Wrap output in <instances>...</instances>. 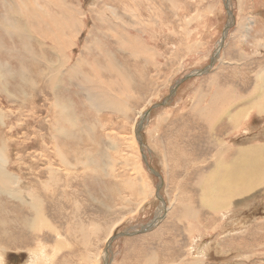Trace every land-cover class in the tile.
Wrapping results in <instances>:
<instances>
[{"label": "rangeland", "instance_id": "374dc122", "mask_svg": "<svg viewBox=\"0 0 264 264\" xmlns=\"http://www.w3.org/2000/svg\"><path fill=\"white\" fill-rule=\"evenodd\" d=\"M26 1L54 6L11 4ZM57 1L75 15L63 12L60 22L69 23L62 36L80 24L54 88L49 73L43 88L32 85L47 72L42 58L57 65L51 49L61 9L50 10L45 23L17 17L18 27L31 31L28 54L0 29V115L19 132L8 134L1 121L0 129L18 145L6 154L7 167L24 182L25 201H60L78 253L54 252L66 248L64 236H43L36 257L5 254L1 242L0 262L93 264L98 256L96 264H264V163L259 186L228 206L219 205L225 197L221 168H214L221 147L264 148V0ZM99 16L112 24L102 27ZM216 55L212 70L197 75ZM227 94L232 103L221 109L214 99ZM55 101L63 114L52 109ZM183 205L192 208L179 211Z\"/></svg>", "mask_w": 264, "mask_h": 264}, {"label": "bare ground", "instance_id": "6f19581e", "mask_svg": "<svg viewBox=\"0 0 264 264\" xmlns=\"http://www.w3.org/2000/svg\"><path fill=\"white\" fill-rule=\"evenodd\" d=\"M15 1H18V0H6V2L2 4L0 11L1 12L4 11L6 16L3 18H1V16H0V29L5 32L7 38H10V39L16 38L19 40V42L22 44L20 52L23 51V54L29 53L30 45H29V39H28V37H26V34L31 33V31L25 29V32H24L22 28L18 27V22L16 21L17 17H20V18L25 17L29 21H32V20L36 21L38 19L40 22L45 23L46 18H47L46 14H49L50 10H52V12H54L53 9L58 10V8H60L62 11L61 16H59L57 13L56 14L54 13L57 16L56 18H57L58 22H60L61 19H64L63 12L66 13L70 18L72 17L74 19V17H75V15L72 14V11H73L72 7L68 6L63 1L51 0V2L53 4L52 3L48 4L46 2L49 6H50V4L54 5L52 8L50 7V9L46 8V7H38V8L34 7L31 5V3L29 1L28 2L27 1L22 2L20 5L13 6V4H11V3H14ZM19 1H22V0H19ZM38 1H41V0H38ZM108 10H112V9L107 7V11ZM119 10H120V8H119ZM41 15H43V17H40ZM97 18L99 19L98 21L102 27H104V26L108 27L112 24L103 17L101 18L99 16ZM13 21H15V22H13ZM26 23L28 24V22H26ZM68 23H69V21H67V20L59 23V28H58V36L59 37H58L57 41L55 42L57 45L53 44V50H55V52H53V50L51 49L52 54L55 55L58 59L57 65H56V62L51 63L48 61H44V58H42V61L44 63L46 62L47 72H40L39 71L40 74L42 73L41 80L38 84L32 85V87L34 89H36V91H38V89L40 87L43 88L42 83L46 81V78H45L46 73L53 75L50 77L51 80H49L48 82L50 83L51 88H54L55 82L57 80V75H58V74L56 75V72L62 71L63 69L68 70L67 69V64H68L67 61L69 58L68 57L66 58L64 56L65 53L67 52L65 50L66 44L68 42L70 44L71 39H74L73 35L78 30L80 20H77V24L73 27L74 33L69 34V36L66 39L64 36H62V33L64 30H68ZM133 30H134V28H133ZM110 31H113V30H110ZM114 31H116L115 27H114ZM52 34L54 35V37L57 36V34H55V33H52ZM79 36H80V34H79ZM117 38H119V37H117ZM91 40H94V39H91ZM96 41H97L96 45H97L98 49L102 51L103 46H102L101 42L99 40H96ZM41 43H42V41H41ZM127 43L128 42H126V44ZM121 44H122V42H121ZM6 51L12 52V50L11 51L6 50ZM102 55H103V52H102ZM66 62H67V64H66ZM64 64H66V65L64 66ZM1 66L3 67V65L0 62V68H2ZM111 66H113V65H111ZM73 71H74V69L72 70V72ZM4 73L9 75L7 68L4 69L3 74ZM112 73H114V72H112ZM7 77H9V76H7ZM3 80H4V77L0 73V87L3 86ZM84 82H86V81L84 80ZM244 84H246V83H244ZM55 96L57 97V95H55ZM232 100H233L232 97L229 94H227V95L223 96V99H221V97H216L214 99V103L217 105H220L222 107L221 109H225V107L230 106V104L232 103ZM55 102L56 103L52 109H56L58 111L59 115L63 114V112L60 111L58 108V105H57L58 101H55ZM105 103H106L105 105H108V104L111 105L113 102L110 100V101H107ZM20 104H22V103H20ZM208 106H210V105L208 104ZM205 116L209 117L210 113H206ZM244 116H246V115H244ZM4 119H5V116L0 115V121L2 122L1 125L3 127H8L9 132L13 131L12 133L8 132V134L17 135L19 132L18 129H17V131H15L16 129L14 130L8 125V122H9L8 119L9 118L7 120H4ZM234 124H235V121L233 120L228 125L230 127H232V126H234ZM18 128H22V127H18ZM23 128H25V127H23ZM2 131H3V128L0 129V195L5 196L7 199L6 198H0V202H2V204L4 205V208H6L4 210L0 206V243L5 242L4 243L5 244L4 249L1 248V245H0V256L3 259L4 255H2V253H1V250L3 249V251H5L4 252L5 254L8 252H13V251H14L13 252L14 254H16L18 252H22V253L27 252L28 254L32 253L31 255L32 256L35 255V257H36L40 253H42V250H40V247L44 248V246H43L44 244H42L43 239H41V238H43V236L47 237V238H57V237L60 238V237L64 236V239L62 238L60 240L65 245L67 244L66 248H60V246H62V245L59 244L60 246L58 248L54 247L53 251L54 252H58L61 250L66 251V249H67V251H68L67 252V258L68 257H73V258L77 257L76 255H77L78 251L76 250L75 247H71V241L72 242L74 241L73 235H72V230L74 228L71 229V225H69V220L67 219L68 214L65 213L64 207L60 205V201L56 200L55 197H31L29 203H27L25 201V199L29 198V197H26V195L24 194V191L22 190V188H23L22 185L24 184V182L21 181L19 175L15 176L14 175L15 173L13 174V172L10 169V168L14 169L13 167H10V168L7 167L9 159L6 157V154L8 152H12L13 150L18 149V145H17V143L12 142L11 140H7L6 138H3ZM228 138H230V137L228 136ZM257 150L258 149H253V151H249V148H247V147L237 148V149H233L232 147H230V148L229 147H221L220 149L217 150V152L215 154L216 161L214 162V168H217V169L221 168V171H220L217 178L220 179V181H221V184H219V185L222 187V191H223L224 197H225L223 199L221 198V200L219 201L220 206H226V205L228 206V204L231 203L233 201V199L241 197V196L243 197L244 195L247 196L248 193L253 188H255V186L258 185V182L263 177V173H262L263 170L260 168L262 167V164L264 163V148L260 149V151L256 152ZM254 153H257L258 154L257 156H260V157L257 158V156H253ZM64 159H66V158H64ZM29 160H30V158H29ZM65 164H66L65 167L68 166V168H70V166L67 164V162ZM50 175H52V174H50ZM255 175H257V176H255ZM200 179L202 182L205 181V176L201 175ZM215 180H216V177H214V179H212V182L211 181L210 182L215 184V182H213ZM12 185H16V186H12ZM206 185H208V184H206ZM202 190H203V188H202ZM206 193H208V191L204 190L203 194H206ZM21 194H24L25 197H22ZM184 207H185V205H183V207H181L182 209L179 211H182V210L184 211ZM190 207L191 206H189V207L186 206L185 209H187V208L191 209L192 207L191 208ZM188 212H189L188 218L193 217V215H194V214L192 215L193 211L191 212L189 210ZM180 213H182V212H180ZM49 215H53L54 217L58 218V223L60 224V226L54 220V218L52 219ZM197 223L199 224V218L198 217H197ZM66 224L68 225V227L64 226ZM85 243L87 244V242H85ZM103 243H105V242H103ZM173 243L176 244V242H173ZM86 244H85V247H86ZM37 245L39 246V248ZM31 247H35V248L33 250H31ZM168 251H169V249H168ZM82 257L83 256H81V258ZM97 260H98V256L96 257L95 262L93 264H96L98 262ZM0 261H1V259H0ZM112 262H113V260H112ZM5 263L0 262V264H5ZM29 264H32V263L30 262ZM36 264H40L39 259L36 262ZM56 264H68V262H67V260L63 259L62 262L57 261Z\"/></svg>", "mask_w": 264, "mask_h": 264}, {"label": "water", "instance_id": "95a60500", "mask_svg": "<svg viewBox=\"0 0 264 264\" xmlns=\"http://www.w3.org/2000/svg\"><path fill=\"white\" fill-rule=\"evenodd\" d=\"M229 28H230V27H227V28H226V32L229 30ZM227 33H228V32H227ZM227 33H225V34L227 35ZM226 35H224V39H225V36H226ZM224 39H223V42H224ZM216 61H218V55H216V56L213 58L211 65H210L206 70H204V71L201 72V73H197V75L208 74V73L212 70V68H213V66H214V64H215ZM186 78H187V79H190L191 77L189 76V77H186ZM150 228H151L150 226H149L148 228H145V229L142 230V232H140L139 234H143V233L149 232ZM106 264H109V263L106 262Z\"/></svg>", "mask_w": 264, "mask_h": 264}]
</instances>
